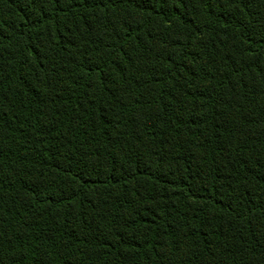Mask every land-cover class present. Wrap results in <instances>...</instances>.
Returning <instances> with one entry per match:
<instances>
[{
    "label": "trees",
    "instance_id": "trees-1",
    "mask_svg": "<svg viewBox=\"0 0 264 264\" xmlns=\"http://www.w3.org/2000/svg\"><path fill=\"white\" fill-rule=\"evenodd\" d=\"M0 264H264V0H0Z\"/></svg>",
    "mask_w": 264,
    "mask_h": 264
}]
</instances>
